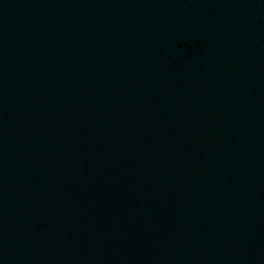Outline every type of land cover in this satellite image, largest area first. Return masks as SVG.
<instances>
[{
	"label": "water",
	"instance_id": "95a60500",
	"mask_svg": "<svg viewBox=\"0 0 264 264\" xmlns=\"http://www.w3.org/2000/svg\"><path fill=\"white\" fill-rule=\"evenodd\" d=\"M0 264H264V0H0Z\"/></svg>",
	"mask_w": 264,
	"mask_h": 264
}]
</instances>
